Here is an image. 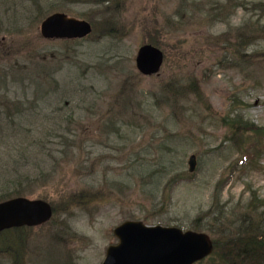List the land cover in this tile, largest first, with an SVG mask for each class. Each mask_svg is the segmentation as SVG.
<instances>
[{
  "label": "rangeland",
  "instance_id": "1",
  "mask_svg": "<svg viewBox=\"0 0 264 264\" xmlns=\"http://www.w3.org/2000/svg\"><path fill=\"white\" fill-rule=\"evenodd\" d=\"M56 12L92 32L45 38ZM0 20V197L29 172L21 196L53 207L0 232V264H102L127 220L222 242L264 211V0H0ZM145 44L164 55L150 75Z\"/></svg>",
  "mask_w": 264,
  "mask_h": 264
},
{
  "label": "water",
  "instance_id": "2",
  "mask_svg": "<svg viewBox=\"0 0 264 264\" xmlns=\"http://www.w3.org/2000/svg\"><path fill=\"white\" fill-rule=\"evenodd\" d=\"M92 32L84 19L56 12L41 23L45 38L77 39ZM163 52L152 44L140 47L136 56L137 68L143 74L157 73L163 63ZM189 171L197 168V157L188 160ZM53 215L52 205L44 199L19 196L0 202V232L22 226H37ZM118 243L107 248L102 264H194L213 253L214 243L204 232L173 226L146 225L127 220L114 229Z\"/></svg>",
  "mask_w": 264,
  "mask_h": 264
},
{
  "label": "trees",
  "instance_id": "3",
  "mask_svg": "<svg viewBox=\"0 0 264 264\" xmlns=\"http://www.w3.org/2000/svg\"><path fill=\"white\" fill-rule=\"evenodd\" d=\"M4 31L3 21L0 20V32ZM246 38L242 43H245ZM237 123V120H234ZM242 122V121H240ZM238 127V126H237ZM238 131H242L243 128H237ZM251 130H253L251 128ZM257 131L256 134H259V142L262 146H250L251 149H254L252 153V158L255 161V158L262 153L264 148V128L254 129ZM253 130V131H254ZM241 135V133H239ZM238 141L239 139L236 138ZM252 160V161H253ZM40 175H35L32 177V174L29 172L23 174L19 179L12 182L13 190L4 194L0 197V201L7 200L9 198L18 197L22 195V191L28 186L31 185L32 181L39 179ZM175 180V179H173ZM176 179L175 181H177ZM173 181V182H175ZM258 200H254L256 202ZM252 202V203H253ZM255 206V203H253ZM226 207V206H224ZM223 207V208H224ZM221 209L219 217H223L225 211ZM257 208L247 210L244 213L237 214L236 222L229 223L228 227L225 230H220V237L224 241L217 239L215 243V252L214 258L218 259V264H264V211H256ZM239 215V216H238ZM215 222L218 218L214 217ZM194 229H198V226H193ZM22 228H14L13 230L19 231ZM17 254V248L14 246V258ZM15 264H23L19 261V258H15Z\"/></svg>",
  "mask_w": 264,
  "mask_h": 264
}]
</instances>
